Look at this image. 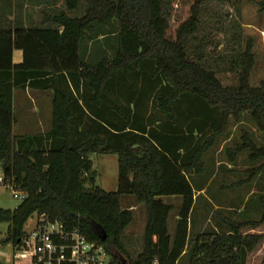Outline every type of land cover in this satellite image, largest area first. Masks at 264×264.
<instances>
[{"label": "trees", "instance_id": "obj_1", "mask_svg": "<svg viewBox=\"0 0 264 264\" xmlns=\"http://www.w3.org/2000/svg\"><path fill=\"white\" fill-rule=\"evenodd\" d=\"M210 1L64 0L27 26L0 18V164L5 179L27 194L15 209L0 208V223L9 224L4 245L17 248L28 220L46 214L102 244L111 264H179L185 255L188 264H248L264 235L244 230L264 223V196L258 220L226 219V231L191 237L190 177L207 171L206 153L244 115L264 140V81H250L254 43L238 37L233 57L212 43L220 60L209 57L198 37ZM257 3L264 11V0ZM178 5L184 16L175 17ZM226 72L237 74L235 85L223 84L219 74ZM28 88L52 91V125L16 134L14 93ZM224 150L231 162L244 151L252 162L264 160V145L245 128ZM95 154L117 155L116 191L96 184ZM258 170L264 161L247 181ZM124 196L146 207L135 259L126 240L135 215ZM172 196L182 200L174 236V207L163 200Z\"/></svg>", "mask_w": 264, "mask_h": 264}, {"label": "rangeland", "instance_id": "obj_2", "mask_svg": "<svg viewBox=\"0 0 264 264\" xmlns=\"http://www.w3.org/2000/svg\"><path fill=\"white\" fill-rule=\"evenodd\" d=\"M16 3L26 1L35 5L31 12L39 17V11H57L64 7V0H41V7L37 0H14ZM261 0H213L203 7L202 26L198 41L204 45L205 53L216 60H220L218 53L211 49L212 43L220 45V52L225 56L233 57L238 52V37L245 43L251 38L254 43L256 64L252 70L250 81L253 85H259L264 81V11H260L257 2ZM176 15L184 16L183 7L176 6ZM173 24V23H172ZM234 48V49H233ZM15 60L19 61L21 52H15ZM231 53V54H230ZM219 78L224 85H235L238 82L237 74L221 73ZM38 90V91H35ZM42 91V92H39ZM30 92V93H29ZM42 94V97H37ZM48 94V95H47ZM52 91L29 89V91L17 90V96L21 95V101L17 106L15 116L17 122L14 125L16 134L40 132L39 118L49 127L52 125L53 95ZM44 97V99H42ZM28 103L33 116L28 115L23 104ZM27 110V109H26ZM42 119V121H44ZM249 130L258 145H264L262 134L256 130L248 115H244L242 123L231 121L227 133L220 136L215 146L204 156L206 172L194 174L190 180L197 193L192 218L194 222L203 221L200 232L226 231L225 220L236 222L245 220H258L262 215V207L259 201L264 196V170H258L248 180L250 171L258 167L264 160L252 162L248 159L249 151L242 152L236 162H231L225 154V148H232L241 141L242 129ZM93 168L97 171L96 184L106 191H116L118 177V159L116 154H95L91 156ZM203 189V192H199ZM133 197V196H132ZM130 198V197H125ZM134 198V197H133ZM169 202V199H167ZM22 199L13 196V190L5 186L0 187V208L15 209L22 203ZM125 202V201H124ZM137 203V202H136ZM141 204V203H140ZM126 205V202L124 203ZM146 207L142 204L140 209L134 211L135 220L126 231L127 248L132 259H135L143 248V232L145 226ZM173 216V215H172ZM35 214L28 220L25 230L30 231L35 225ZM216 228H215V227ZM8 223H0V263L4 264H31V257L20 252L19 247L12 244L4 245L2 240L8 232ZM245 232H255L264 235V223L255 229L245 228ZM198 231L192 229L193 238ZM189 258L183 256L179 264H188ZM248 264H264V238L260 244L250 253Z\"/></svg>", "mask_w": 264, "mask_h": 264}, {"label": "built area", "instance_id": "obj_3", "mask_svg": "<svg viewBox=\"0 0 264 264\" xmlns=\"http://www.w3.org/2000/svg\"><path fill=\"white\" fill-rule=\"evenodd\" d=\"M1 186L12 189L15 198L24 200L27 196L25 191L5 179L0 164ZM35 216L33 229L26 231L18 246L21 253L31 257V264H111V255L106 248L88 240L78 228H68L46 214Z\"/></svg>", "mask_w": 264, "mask_h": 264}, {"label": "crops", "instance_id": "obj_4", "mask_svg": "<svg viewBox=\"0 0 264 264\" xmlns=\"http://www.w3.org/2000/svg\"><path fill=\"white\" fill-rule=\"evenodd\" d=\"M33 7L34 8H37L36 5L28 4V2H26V1H21V2L16 3L14 0H0V18L3 21H5V20H8L9 21V20H14L15 19V20H17L19 22H23L24 25L27 26L28 25V22L35 21L38 18V17H35L34 16V13L33 12H31L33 10ZM18 51H20V50H18ZM20 52H21V58H20V60L19 61H16L14 59V61L16 63H19V62L22 61L23 54H22V51H20ZM15 54L16 53H14V58H15ZM23 91H29V88L26 89V90H23ZM35 91H38V90H35ZM16 92H17V90H15V93H14V108H15V110L17 108L16 107V102L18 101V103H17V106H18L19 103H20V101H21V95L17 96L18 99H16ZM39 92H42V91H39ZM37 97H42V94H37ZM42 99H44V97ZM28 105H29L28 103H24L23 104L24 111L28 115L33 116L32 111H29L28 110V108H31ZM42 119L39 118L38 125H39V128H40V132H38V133H43V132H45V131H47V130L50 129L49 123H48L49 121L47 120L45 122V120L43 119L44 121H42ZM16 122H17V118H16ZM38 133H35V134H38ZM20 134H29V133H20ZM203 191L204 190L201 189L199 192L201 193ZM126 197H130V198H125V196L122 197V205L125 208H130L134 212L135 210L140 209V205L142 207V203L141 204L138 203V202L136 203L135 198H133L132 196H126ZM196 197H197V193H196ZM167 199H169V202H168ZM163 200L166 203L172 204L173 207H174V209L170 213V217H169V232H170L171 236H174L175 228H176V221L178 219L179 210H180V206H181L182 200H181V197H179V196L163 197ZM124 201L126 202V205H124V203H125ZM192 213H193V211H192ZM145 215H146L145 216V219H146L145 226H146L147 213ZM202 223H203V221L199 222V224L196 223V222H194V220L192 218V214H191V221H190L191 230L195 227V231H198L196 233H199L200 232V229L202 228ZM145 226H144V229H145Z\"/></svg>", "mask_w": 264, "mask_h": 264}, {"label": "water", "instance_id": "obj_5", "mask_svg": "<svg viewBox=\"0 0 264 264\" xmlns=\"http://www.w3.org/2000/svg\"><path fill=\"white\" fill-rule=\"evenodd\" d=\"M125 260H123V262H124Z\"/></svg>", "mask_w": 264, "mask_h": 264}]
</instances>
